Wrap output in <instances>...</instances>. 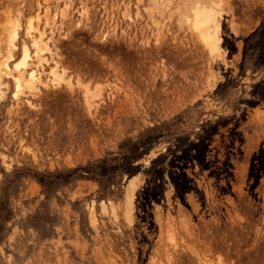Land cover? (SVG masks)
Wrapping results in <instances>:
<instances>
[{"label":"rangeland","instance_id":"obj_1","mask_svg":"<svg viewBox=\"0 0 264 264\" xmlns=\"http://www.w3.org/2000/svg\"><path fill=\"white\" fill-rule=\"evenodd\" d=\"M161 1L0 0V264H264V0H223L222 60Z\"/></svg>","mask_w":264,"mask_h":264},{"label":"bare ground","instance_id":"obj_2","mask_svg":"<svg viewBox=\"0 0 264 264\" xmlns=\"http://www.w3.org/2000/svg\"><path fill=\"white\" fill-rule=\"evenodd\" d=\"M162 1L160 3L163 5L164 3H162ZM165 2H167V1H165ZM183 4H184V2H183ZM185 4L186 5H183V7L185 6V10L177 12V13H179L178 17L180 18L179 19L180 25H182L183 23H186V27L189 26V28L192 30V32L194 33L196 38L199 39V41L201 42V44H202L201 46H203V48L206 49L209 57L211 56L212 58L222 60L224 53H222V51H221L222 50V45H221L222 40H221V36H220V31H221V19L223 18L222 16H223V12H224V10H223L224 8L222 7L223 6V0H186ZM181 5H182V3L180 2L179 6H181ZM181 9H178V10H181ZM45 10H46V8H45ZM34 13H36V12H34ZM61 15H62V13H61ZM37 16H38V14H37ZM28 17H30V16H28ZM32 18H34V17L32 16ZM32 18L31 17L29 18L28 24H27V26H25L27 31L24 34L28 38H29V35L32 34L31 32L35 29V25L32 26V24H31L33 22ZM15 21H17V20H15ZM17 23H18V21H17ZM37 26L38 25H36V27ZM13 27L15 28V24H13ZM23 28H24V26H23ZM11 29L14 30L13 28H11ZM16 29H17V27H16ZM35 30H37V29H35ZM10 32H11V30H10ZM40 33H42V32H39V34ZM42 34H44V33H42ZM42 34H40V36ZM9 36L11 38H9L10 39V46L9 45H8L9 47L7 46V48H9V50L7 49L8 51H10L11 49H14L17 46L16 45V36H17L16 35V31H14L13 34H11V35L9 33L8 37ZM36 37H37V35H36ZM9 39H7V40L9 41ZM34 39L35 38H33V40ZM38 39H40V38H38ZM40 41H41V45L39 47L36 45L37 48H35L36 49L35 51L38 52V57H39V53L42 52V50L45 49V51H46V50L50 49L49 46L46 45V42H42V39H40ZM32 44H34V43H32ZM32 44H31V46H32ZM20 45H21L20 46V48H21L20 55L17 56L19 60L18 59H17L18 61L16 60L17 63L15 64V67H17V68L21 67L20 69L22 70L23 67H25V68L27 67V60L31 57V55H32L31 54V50H33V49H31L30 46L26 45L25 42H21ZM17 50H18V48H17ZM8 51H7V54H8ZM35 51H33V52H35ZM11 52H9V53H11ZM54 52H56V51H54ZM9 56H11V55L9 54ZM53 56H54L53 60H51L52 64L49 66V77L46 80V82L42 81L41 84H43L44 86H50V87L55 86V87H57V86L61 85V82L63 83V81H64V82H66V83H64V85L67 84L69 87H71L72 85H75V83L71 80V77L68 76V75L67 76L65 75L64 68L61 67L62 63L60 64V60L57 58L58 53L57 52L54 53ZM45 59H47V58L45 57ZM5 60H3L4 63H5ZM36 61H38V60H36ZM39 61H41V60H39ZM5 64H2V65H5ZM15 67H13L12 69H14ZM17 70H19V69H16V71ZM10 71L13 72L14 70L10 69ZM22 71H24V69ZM37 71L32 69V68L30 70H28V73H27L28 76H27V74L24 75V76H27V79L23 76L26 79L25 81H23L24 83L20 82V74L22 75L23 73L21 72V73L16 74L14 72L18 76V77H16V75H15L16 83H15V88L13 87L16 90V91H13V93L14 92L16 93V97H15V100H14L15 103L13 105V106H15L14 108H17L18 105L20 104L19 100H21V96L22 95H23V97H25V102L29 106H35V105H33V103H34L33 99H35L34 97L36 95H38V93L41 91L40 90V83H39L40 82L39 81L40 77L38 76L39 73ZM11 72L9 73V71H8V74H12ZM19 72H20V70H19ZM12 77H14V76H12ZM23 77H22V79L24 80ZM75 82L78 83L79 80H77ZM88 88L85 87V92H86V94H85L86 97L84 96L85 98L88 97V99H91V98L97 97L98 95L100 96L101 93L98 94V92L96 90L91 91L93 89L90 90ZM97 90L101 91L99 89H97ZM89 105H91V103H89ZM23 147H26V146H23ZM23 149H25V148H23ZM128 199H129V197H128ZM127 213H126V216L128 215ZM91 219L94 220V218H92V215H91Z\"/></svg>","mask_w":264,"mask_h":264}]
</instances>
